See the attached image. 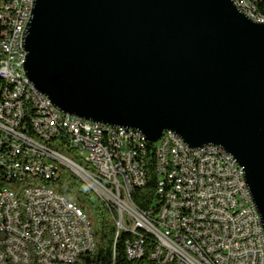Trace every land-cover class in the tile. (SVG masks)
Listing matches in <instances>:
<instances>
[{"label":"water","instance_id":"obj_1","mask_svg":"<svg viewBox=\"0 0 264 264\" xmlns=\"http://www.w3.org/2000/svg\"><path fill=\"white\" fill-rule=\"evenodd\" d=\"M23 47L60 113L221 147L264 229V24L232 0H35Z\"/></svg>","mask_w":264,"mask_h":264},{"label":"built area","instance_id":"obj_2","mask_svg":"<svg viewBox=\"0 0 264 264\" xmlns=\"http://www.w3.org/2000/svg\"><path fill=\"white\" fill-rule=\"evenodd\" d=\"M35 0H0V75L11 89L0 88V159L13 166L0 178V264H74L94 251L82 210L51 186L22 190L34 160L54 153L49 142L73 150L83 175L114 205L121 230H137L156 240L153 258L162 264H264V229L253 216L246 182H240L236 161L221 147L190 148L173 132H165L149 150L141 133L114 135V128L60 113L36 90L31 103L21 102L26 52L19 51L24 18ZM247 18L264 11V0H234ZM23 115L37 120L42 138L26 133ZM95 127V134H87ZM123 129V128H121ZM111 131V142L99 133ZM32 142V150H24ZM154 153L156 194L161 202L151 217L132 202L135 187L146 185L145 159ZM152 153V154H153ZM131 247L127 253L142 252Z\"/></svg>","mask_w":264,"mask_h":264},{"label":"trees","instance_id":"obj_3","mask_svg":"<svg viewBox=\"0 0 264 264\" xmlns=\"http://www.w3.org/2000/svg\"><path fill=\"white\" fill-rule=\"evenodd\" d=\"M8 83L0 79V88L9 89ZM24 103H31V101ZM35 117L24 115V125L26 133L30 137H38L33 129L32 123ZM48 145L54 149L57 155L67 158H75L73 150L64 147L59 142H49ZM149 150L153 151L155 145L148 144ZM153 153V152H152ZM148 152L145 159L146 185L144 187H135L132 190L131 197L134 205L144 212H150L154 208L151 217L154 216L160 205V198L156 194V177L154 153ZM61 156V157H63ZM43 164L50 167L48 175L42 177L39 175H27L22 181V185L29 182H41L44 186H52L59 193L68 197L82 210L88 220L94 240V251L81 255L74 264H162L159 260L153 258L156 240L153 236L144 231H118L117 215L114 206L105 201L98 195L95 197L93 191L74 173L67 168L59 165L52 160L45 159ZM10 174L0 171V178H10ZM142 240L140 248L142 252L135 253V257H130L127 250L131 247H137V241Z\"/></svg>","mask_w":264,"mask_h":264},{"label":"bare ground","instance_id":"obj_4","mask_svg":"<svg viewBox=\"0 0 264 264\" xmlns=\"http://www.w3.org/2000/svg\"><path fill=\"white\" fill-rule=\"evenodd\" d=\"M234 4V0H232ZM31 18V15H26V18H24V30L27 27V24L29 23ZM250 19V18H248ZM256 19L259 21H264V11H256ZM251 20V19H250ZM256 22V20H252ZM264 24L263 22H256ZM19 51H25L23 47V38H19ZM0 79L6 81L9 85L8 88L11 89V78L6 77L5 75H0ZM23 92H27V94H21V102H23V99L26 102L31 101V96L28 95H36V89L33 87L32 83L30 84H24L23 85ZM23 125H24V115H23ZM32 129L34 133L42 138V131L38 129L37 127V120H33L32 123ZM87 134H95V127H87ZM114 135H120V136H135V130L129 129V128H114ZM99 140H102V142H111V131H104L99 133ZM24 150H32V142H24ZM45 159L52 160L53 162L58 163L59 165L67 168L69 171L74 173L77 177H79L96 195L103 198L105 201L111 203L108 198H105L104 193L99 190L98 187L95 186L94 183H92L91 179L86 177V175H83V172L80 171L78 165L73 163L70 160L64 159L63 157L57 155L56 153H45ZM34 167L37 168H31V171H27V175H39L42 177H46L48 175V172L50 170L49 165L43 164V160H34ZM0 171L7 172V173H13V166L10 165V163L1 161L0 159ZM236 173L237 176L240 178V182H246L244 177V171L243 168H241L238 164H236ZM33 182H29L25 185H22V190H31V188H38L44 185H36L32 186ZM249 199H252L251 193L249 191ZM113 205V203H111ZM114 206V205H113ZM252 208H253V216H259L256 207L252 200ZM82 220L85 222V229H87L88 236L92 239V246L95 247L92 231L90 229L88 220L86 219L85 215L82 213ZM117 227L118 231H128V230H121V224L117 221ZM131 231V230H129ZM130 257H135V253H129Z\"/></svg>","mask_w":264,"mask_h":264},{"label":"rangeland","instance_id":"obj_5","mask_svg":"<svg viewBox=\"0 0 264 264\" xmlns=\"http://www.w3.org/2000/svg\"><path fill=\"white\" fill-rule=\"evenodd\" d=\"M32 186H36V185H42L41 182H37V181H34L32 184ZM52 187V186H51ZM94 193V192H93ZM95 197L97 196L95 193L93 194Z\"/></svg>","mask_w":264,"mask_h":264}]
</instances>
